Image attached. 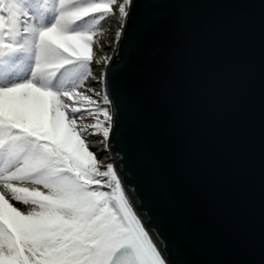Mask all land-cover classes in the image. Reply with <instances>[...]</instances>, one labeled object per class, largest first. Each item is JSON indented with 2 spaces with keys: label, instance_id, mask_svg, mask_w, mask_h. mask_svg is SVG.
<instances>
[{
  "label": "snow or ice",
  "instance_id": "obj_1",
  "mask_svg": "<svg viewBox=\"0 0 264 264\" xmlns=\"http://www.w3.org/2000/svg\"><path fill=\"white\" fill-rule=\"evenodd\" d=\"M198 7L186 0H0V264H240L221 259L211 238L192 228L170 230L156 211L161 205L175 219L202 209L187 193L210 181L208 133L194 128L168 148L133 149L124 137L145 131L165 95L208 110L218 99L223 83L202 74L194 49L243 31L246 22L195 19ZM162 14L171 23L159 33L154 59L182 63L179 81L113 87L110 77ZM116 15L114 55L98 59L100 35ZM94 137L112 162L90 150Z\"/></svg>",
  "mask_w": 264,
  "mask_h": 264
},
{
  "label": "water",
  "instance_id": "obj_2",
  "mask_svg": "<svg viewBox=\"0 0 264 264\" xmlns=\"http://www.w3.org/2000/svg\"><path fill=\"white\" fill-rule=\"evenodd\" d=\"M186 2L203 6L192 10L195 19L220 17L246 22L243 31L213 38L210 46L194 49L202 74L212 73L221 79L220 95L210 110L185 107L170 102L165 95L146 117L145 131L136 134L126 130L124 137L133 149L150 144L168 148L179 146L194 128L207 132L203 165L210 181L194 183L187 193L202 209L175 219L161 205L156 211L170 230L189 227L210 237L221 259L260 264L264 246V0ZM170 23V14H162L147 27L137 40L136 53L120 63L110 77L113 87L123 84L139 90L146 78L166 87L179 81L182 63L161 64L154 59L161 47L159 33ZM121 120L130 127L126 115ZM164 127L172 130L167 138L161 135ZM162 238L168 239V232Z\"/></svg>",
  "mask_w": 264,
  "mask_h": 264
},
{
  "label": "bare ground",
  "instance_id": "obj_3",
  "mask_svg": "<svg viewBox=\"0 0 264 264\" xmlns=\"http://www.w3.org/2000/svg\"><path fill=\"white\" fill-rule=\"evenodd\" d=\"M119 17L118 15L112 16V18L109 21L108 27L101 33L100 38L103 41L105 47L103 50L97 49V58H101L104 56H112L113 49L116 47V38L115 34L118 30H120L119 25ZM103 66L97 67L94 65V72L99 73L102 70ZM101 137H98L96 140L92 141L93 145H95V150L98 151V149H102V146L100 144ZM91 145V144H90ZM98 157L104 156V162L105 164L110 162L109 157L107 156V152L100 150L97 153Z\"/></svg>",
  "mask_w": 264,
  "mask_h": 264
},
{
  "label": "built area",
  "instance_id": "obj_4",
  "mask_svg": "<svg viewBox=\"0 0 264 264\" xmlns=\"http://www.w3.org/2000/svg\"><path fill=\"white\" fill-rule=\"evenodd\" d=\"M94 138H96V137H94ZM98 138V137H97ZM93 139V138H92ZM91 145H89V147L91 148V150H95V145H93V143H90ZM96 153H98V151L96 150ZM98 157V156H97ZM98 159H100L101 161H103L104 162V156H102L101 158L100 157H98ZM105 163V162H104Z\"/></svg>",
  "mask_w": 264,
  "mask_h": 264
},
{
  "label": "rangeland",
  "instance_id": "obj_5",
  "mask_svg": "<svg viewBox=\"0 0 264 264\" xmlns=\"http://www.w3.org/2000/svg\"><path fill=\"white\" fill-rule=\"evenodd\" d=\"M111 18H112V17L109 18V20H108V22H107V24H106V28L108 27V25H109V21H110ZM106 28H105V29H106ZM105 29H104V30H105ZM104 30H103V31H104ZM93 68H94V65H93ZM93 70H94V69H93ZM96 139H97V137L91 139V142L94 141V140H96ZM90 150H91V148H90ZM92 151H93V150H92ZM94 152H96V150H94Z\"/></svg>",
  "mask_w": 264,
  "mask_h": 264
},
{
  "label": "trees",
  "instance_id": "obj_6",
  "mask_svg": "<svg viewBox=\"0 0 264 264\" xmlns=\"http://www.w3.org/2000/svg\"><path fill=\"white\" fill-rule=\"evenodd\" d=\"M105 28H106V25L104 26V29H105ZM15 206L18 207V208H21V209L26 210V209H25V206H23L22 204H18V203H17Z\"/></svg>",
  "mask_w": 264,
  "mask_h": 264
}]
</instances>
